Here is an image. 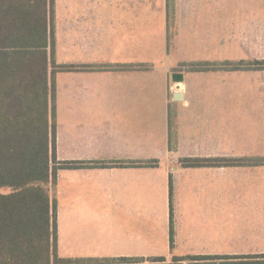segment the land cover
I'll return each instance as SVG.
<instances>
[{"label": "crops", "instance_id": "obj_1", "mask_svg": "<svg viewBox=\"0 0 264 264\" xmlns=\"http://www.w3.org/2000/svg\"><path fill=\"white\" fill-rule=\"evenodd\" d=\"M71 1L68 4L55 0L54 4L57 64L77 66L69 70L71 78L62 80V85L56 84V101L60 98L62 101V105L56 103L57 117L61 111L67 116L56 123V156L57 161L97 164L57 171L56 181L63 172L85 173L92 178L90 184L85 185L76 181L64 183L56 193L54 187L51 188L56 202L58 255L70 259H93L101 262L98 264H108L103 263L106 258H131V263L148 264L151 257H163L165 263L223 264L253 260L257 258L252 256L264 254L257 247L238 249L224 243L227 227L222 225H229L230 193L224 191L223 183L220 189L215 190L218 183L206 193L209 197L224 198L225 202L216 205L207 202L193 210L186 208L197 213L201 224L214 220L208 219L207 214L216 215L215 220L221 224L215 232L218 238L214 239L217 234L210 229L195 224L184 225L177 220L180 216L177 190L184 173L192 176L196 172V181L207 185L213 180L228 181L229 169L237 168L223 163L196 167L183 164L186 159L237 157L234 148L229 149L222 142L224 138L228 140L230 110L224 109L223 104L220 107L210 104L214 100L206 94V88L197 90L194 78L189 75V70L199 68L194 64L213 59V52L207 53V45L199 51L186 47L187 34L178 31L181 26L187 29L191 25L204 30L207 21L228 25L231 17L227 13V19H224V0H77L87 8H76L77 15L68 18L66 13H72L70 6L75 4L74 0ZM80 22L93 23L88 29L93 33L92 39L83 36L86 32ZM74 32L83 51L92 48L91 44L95 46L97 38V73L94 77L85 75V72L79 77V73L82 69L94 68L89 66L95 63L67 64L58 56L61 50L64 52L72 46ZM201 35L206 37L204 33ZM195 40L193 37L188 44ZM76 70L80 72H74ZM174 73L183 76L181 82L173 81ZM187 74L189 78L185 80ZM176 92H180L178 100L174 98ZM215 98L219 102L229 100L227 94ZM215 118L218 119L216 127L221 128L216 138L208 134L209 123L212 131ZM193 178H190L191 183ZM188 185L189 182L186 190ZM198 192L195 194L206 199L204 192ZM153 194L158 195L157 207H161L165 215L163 242L159 247L148 240L149 229L146 231L135 226L124 228V238L116 244L95 243L96 225L89 228L78 222L85 214L118 215L115 217L117 222L122 220L120 215L139 217L141 214L144 220ZM172 198L175 222L174 235L169 242L167 218L172 209ZM92 239L94 241L89 245ZM169 243L173 248H168ZM222 246H228V249L223 251ZM92 249L94 251L90 252Z\"/></svg>", "mask_w": 264, "mask_h": 264}, {"label": "rangeland", "instance_id": "obj_2", "mask_svg": "<svg viewBox=\"0 0 264 264\" xmlns=\"http://www.w3.org/2000/svg\"><path fill=\"white\" fill-rule=\"evenodd\" d=\"M63 2L69 4L72 1L63 0ZM74 2V6H70V11L72 13H66L68 18L77 15L74 12L76 8H87L81 6L80 2L77 0H74ZM59 8V10H61V7ZM223 11L225 20L227 19V13H229L231 17V21L228 25L226 22L210 24V22L207 21V27L204 30H197L191 25L187 29L181 26L178 31L187 34L186 47L193 50L195 48V50L199 51L202 49L203 45H207L205 48L207 53H209V51H211V53L213 52V59L210 60L207 58V61L203 64H201L202 62L198 65L194 64L196 68H199L192 71L189 70V75L194 78L195 88L197 90L201 91L206 88V94L210 99L214 100L210 104L216 107H220L223 104L224 109L230 110L231 113L228 115V120L230 122L228 127V140L224 138L222 142L223 146H228L229 149L234 148L237 157L233 158L235 162L233 165H224L231 168L237 166V168L229 169L228 181L213 180L207 185L196 181V172L192 174L194 177L193 183H191L190 180V178L192 179L191 174L188 173V177V174L184 173L182 182L177 190V199L180 206V208H178L180 210V216L177 220L181 224H195L197 227L210 229L215 233L217 228H221L220 222L215 220L216 215L211 214L208 216L207 214L206 217L208 219L214 220L212 222H209V220L208 222L203 221V224H201L199 216L196 215L197 213H191L190 210L186 208L189 207L193 210L194 208L205 206L207 202L215 205L222 201L225 202L224 198L221 199L217 197V195L215 198H213L214 196L209 197L206 193V191L216 188L218 183L220 184L215 190L220 189L223 183L224 191L226 192L229 190L230 193L228 199L230 221L229 225L225 223L222 225V227H227L224 230V243H229L231 247L233 246L238 249L257 247V250L260 248L264 251V0H229V2L228 0H224ZM219 14H221V12H219ZM198 17H200V15ZM80 24H82V26ZM80 24L78 25L82 27V30L85 29L86 32L83 36L88 38V40L92 39L93 33L90 30L88 31V29L92 27L93 23L80 22ZM94 25L97 26V23H94ZM100 25L103 26V23H100ZM171 29L170 27L169 34L171 33ZM202 33L206 34V37L201 35ZM73 35H75V38L70 42L72 46H68L64 52L61 50L58 56L67 64H79L89 61L92 62L91 64L95 63L94 66H89L94 68L88 70L82 69L81 72L77 70L74 71L77 73L80 72L79 77L83 72L89 77H94L97 73V52L95 51L97 50V38L95 46L91 44L90 46H92V48L83 51L76 32H74ZM193 37L196 40L189 45L188 43L191 42ZM60 61L61 60H59V62ZM55 62L58 63L56 58ZM199 71H205L206 73L203 72L199 74ZM189 75L187 74L185 76V80L189 78ZM71 77L72 75H70L67 70L58 71L54 75L56 123L57 121L62 122V120H65L63 118L67 117L65 115L63 116V111H61L60 115L58 114L57 117L56 103L58 104L59 102V104L62 105V101L61 98L59 101H56V84L59 83V85H62V80ZM225 94L229 96L228 102H219L216 101V98L214 99V96H223ZM204 120L206 121L205 118ZM207 120L213 122V119L208 118ZM217 120L216 118L214 119V128L212 131L210 123L208 126V134H213L214 138L217 137L218 133H221V130L219 131L221 128L215 125V121ZM225 120L227 119L224 118V121ZM68 125L70 126L71 124ZM169 126L171 134L172 120L169 121ZM223 135L226 136L225 133ZM184 163L185 160L183 161V164ZM70 173L63 172L60 174L58 181H55L53 185L54 193H56L57 189L64 183L68 184L76 181L79 185H85L90 184V181H92V178L88 177L85 173H82V175L75 172ZM187 182H189V185L186 190ZM10 191L11 188L7 187L0 189V192L3 193ZM196 191H200L198 193L204 192L206 194V199H202L200 195H196ZM157 198V194L151 196L148 215H144V220H142L141 214L138 215L139 217L126 214L120 215L122 220L118 219V222L115 218L118 215L85 214L78 222L89 228L96 225L97 240L95 243L106 242L109 244H116V242L124 238V228L135 226L139 229H146V231L149 229L148 240L155 247H159L163 242L162 228L164 227L165 215L163 211H161V207H157ZM172 204V209L171 211L169 210V218H167V223H169V225L167 224L169 228V242L171 241L170 236L172 239V234L174 235V198H172ZM215 234L217 235L213 234L215 236L214 239L216 237L218 238V233ZM87 235H90V233ZM93 241L94 239L89 241V245H91ZM228 246H222L221 249L225 251L228 249ZM169 247L173 248L172 244L169 243L168 248ZM92 251L94 250L92 249L90 252ZM168 252L174 253L171 250ZM261 254L263 253H259V255ZM58 256L66 258L60 255ZM169 263L181 264L178 262ZM79 264L93 263L81 262ZM130 264L136 263L133 262ZM148 264L159 263L150 261Z\"/></svg>", "mask_w": 264, "mask_h": 264}, {"label": "trees", "instance_id": "obj_3", "mask_svg": "<svg viewBox=\"0 0 264 264\" xmlns=\"http://www.w3.org/2000/svg\"><path fill=\"white\" fill-rule=\"evenodd\" d=\"M54 4L55 0H0V189L11 188L0 192V264L101 263L57 253V212L51 195L57 171L97 163L57 161L54 75L77 66L55 62ZM221 163L235 162L194 158L184 165ZM252 257L257 259L237 263L264 264V254ZM150 260L177 264L165 263L163 257ZM103 261L130 264L132 259Z\"/></svg>", "mask_w": 264, "mask_h": 264}, {"label": "water", "instance_id": "obj_4", "mask_svg": "<svg viewBox=\"0 0 264 264\" xmlns=\"http://www.w3.org/2000/svg\"><path fill=\"white\" fill-rule=\"evenodd\" d=\"M172 79H173L174 82H181L182 79H183V76L180 73H174L173 76H172ZM179 95H180V92H176L174 94V98L178 100L179 99V97H178Z\"/></svg>", "mask_w": 264, "mask_h": 264}, {"label": "bare ground", "instance_id": "obj_5", "mask_svg": "<svg viewBox=\"0 0 264 264\" xmlns=\"http://www.w3.org/2000/svg\"><path fill=\"white\" fill-rule=\"evenodd\" d=\"M178 84H179V83H178ZM178 84H177V86H179Z\"/></svg>", "mask_w": 264, "mask_h": 264}]
</instances>
